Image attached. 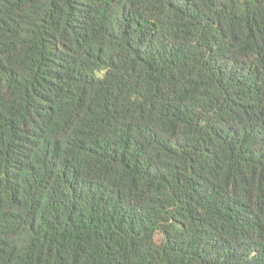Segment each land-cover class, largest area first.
<instances>
[{"label":"trees","instance_id":"trees-1","mask_svg":"<svg viewBox=\"0 0 264 264\" xmlns=\"http://www.w3.org/2000/svg\"><path fill=\"white\" fill-rule=\"evenodd\" d=\"M0 264H264V0H0Z\"/></svg>","mask_w":264,"mask_h":264}]
</instances>
